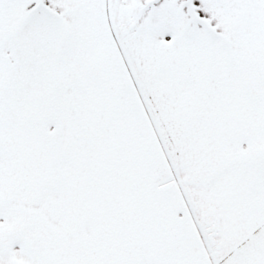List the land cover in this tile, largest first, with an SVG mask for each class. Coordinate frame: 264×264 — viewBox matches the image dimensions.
<instances>
[{
    "label": "snow or ice",
    "instance_id": "snow-or-ice-1",
    "mask_svg": "<svg viewBox=\"0 0 264 264\" xmlns=\"http://www.w3.org/2000/svg\"><path fill=\"white\" fill-rule=\"evenodd\" d=\"M0 264H264V0H0Z\"/></svg>",
    "mask_w": 264,
    "mask_h": 264
}]
</instances>
